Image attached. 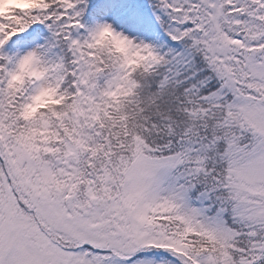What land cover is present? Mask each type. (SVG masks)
Segmentation results:
<instances>
[{
	"label": "snow or ice",
	"instance_id": "snow-or-ice-1",
	"mask_svg": "<svg viewBox=\"0 0 264 264\" xmlns=\"http://www.w3.org/2000/svg\"><path fill=\"white\" fill-rule=\"evenodd\" d=\"M0 264H264V0H0Z\"/></svg>",
	"mask_w": 264,
	"mask_h": 264
}]
</instances>
